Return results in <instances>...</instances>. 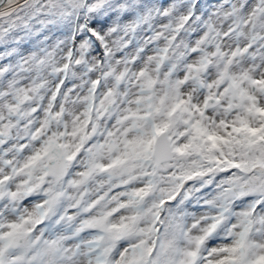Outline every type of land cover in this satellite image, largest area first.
Listing matches in <instances>:
<instances>
[{
  "label": "clouds",
  "instance_id": "1",
  "mask_svg": "<svg viewBox=\"0 0 264 264\" xmlns=\"http://www.w3.org/2000/svg\"><path fill=\"white\" fill-rule=\"evenodd\" d=\"M95 2L76 0L72 14L61 19L44 14L48 0H28L24 8L21 0H0V46L5 49L0 55L9 66L0 86L10 91L9 81H16V96L0 100L5 151H14L28 137L29 152L23 155H29L54 137L68 145L69 153H81L58 183L43 173L34 177L32 184L38 187L27 204L20 199L0 207V223L33 221L27 225L30 243L12 252L13 259L23 258L19 264H48L46 253L58 234L45 232L35 221L43 218L53 190L62 191L70 203L68 197L85 189L94 196V186L107 179L100 173L86 186L69 185L79 179L77 172L86 170L89 155L106 165L129 151V142L142 139L162 157L175 156L176 148L186 146L183 159L191 164L211 145L210 136L227 137L232 126L243 121L251 127L264 123V115L248 110L252 105L264 109L262 0H105L102 14H93L88 9ZM97 19L104 20L103 27L93 25ZM20 44L30 51L21 54ZM9 45L17 49L12 57L7 55ZM258 175L257 170L242 173L241 189L261 201L264 182L254 179ZM212 215L211 210L192 214L173 209L164 211L155 227L160 237L177 224L185 235L197 237L206 234ZM234 223L227 217L209 236L215 248L232 244L220 229H231ZM252 239L264 244L262 236L254 234ZM179 243L185 246L186 241L181 238ZM60 246L68 249L62 256L72 257V243L63 240ZM202 255L206 260L221 258L207 249ZM112 260L115 264L119 256ZM60 264L86 262L74 257Z\"/></svg>",
  "mask_w": 264,
  "mask_h": 264
},
{
  "label": "snow or ice",
  "instance_id": "2",
  "mask_svg": "<svg viewBox=\"0 0 264 264\" xmlns=\"http://www.w3.org/2000/svg\"><path fill=\"white\" fill-rule=\"evenodd\" d=\"M27 3L28 0H21V7H26ZM75 4L76 0H48L49 11L44 14L62 19L72 14ZM104 8L105 0H96L88 11L102 14ZM108 18L105 16L104 20ZM104 20H94L93 25L103 27ZM3 40L4 34L0 33V45ZM9 48L7 55L12 57L17 49L11 45ZM28 51L27 44L19 45L21 54ZM4 52V47L0 46V54ZM0 67L3 68L0 76H3L9 67L3 55H0ZM15 84V80L9 81L10 91L0 86V100L8 95L16 96ZM17 99L23 102V98ZM253 109L264 115V109L252 105L248 110ZM36 138V134L31 135L32 140ZM28 139H21L14 151H5V134L0 132V207L20 199L27 204L38 187L32 184L34 177L43 173L58 183L81 155L79 149L69 153L68 145L58 143L54 137L45 141L40 149L23 155L29 152ZM209 140L211 145L191 164L183 159L186 146L176 148L175 156L162 157L153 151L150 141L146 143L142 139L129 142L130 150L106 165L89 155L86 170L77 172L79 179L69 181V185L86 186L95 175L104 173L107 179L94 186L95 195L85 189L76 197H68L71 202L66 203L63 192L53 190L47 210L41 214L43 218L35 221L45 232L52 229L58 234V240L52 242L53 246L46 253L48 264H60L74 257H83L86 264H113V255L119 256L115 264H264V244L252 239L254 234L264 237V200H252L241 189V174L251 170L259 172L254 177L256 181L264 182V123L251 127L243 121L239 126L233 125L227 137L210 136ZM165 170L167 175L163 174ZM21 177L24 179L17 183ZM173 209L177 212L189 209L192 214L211 210L213 222L205 235L187 236L177 224L175 228L170 225L160 237L155 225L164 211L172 213ZM229 216L236 223L231 229L225 226L220 230L232 239V244L217 249L215 240L209 236L214 235ZM141 222L150 226L142 228ZM29 223L33 221L0 223V264H19L23 259H13L12 252L30 243L26 239ZM181 238L186 241L185 246L180 245ZM63 240L74 245L72 257L61 255L68 251L60 246ZM205 244L207 250L219 252L221 258L206 260L202 255Z\"/></svg>",
  "mask_w": 264,
  "mask_h": 264
}]
</instances>
